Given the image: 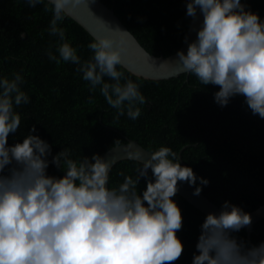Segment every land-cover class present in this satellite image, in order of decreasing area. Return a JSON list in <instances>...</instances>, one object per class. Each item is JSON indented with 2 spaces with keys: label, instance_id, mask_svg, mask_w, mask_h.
<instances>
[{
  "label": "clouds",
  "instance_id": "1",
  "mask_svg": "<svg viewBox=\"0 0 264 264\" xmlns=\"http://www.w3.org/2000/svg\"><path fill=\"white\" fill-rule=\"evenodd\" d=\"M24 2L51 12L47 32L58 43L55 51H46L49 61L76 65L89 91L98 89L115 109L116 119L126 115L136 120L147 100L140 83L119 70L124 65L121 43L131 33L96 17L120 39L94 36L87 45L92 55L82 60L60 25L70 3L88 7L86 0ZM185 15L195 39L187 42L185 36L186 52L176 53L181 72L203 86H218L213 94L218 106L242 96L251 113L264 120V18L241 0H185ZM21 72L0 75V264L177 261L183 252L176 235L182 215L171 198L178 182L194 186L193 195L198 196L209 181L182 166V157L167 146L148 152L142 162L140 151L128 152L127 158L139 164L135 176L120 172L123 181L109 187L110 161L99 154L74 159L67 148L53 155L52 146L32 134L34 126L9 145V135L14 138L21 125L17 109L30 102ZM50 164L62 175H50ZM141 178L145 187L138 190ZM250 224L248 213L224 201L218 213H208L200 224L191 264H264V244L250 247L235 235L249 230Z\"/></svg>",
  "mask_w": 264,
  "mask_h": 264
},
{
  "label": "trees",
  "instance_id": "2",
  "mask_svg": "<svg viewBox=\"0 0 264 264\" xmlns=\"http://www.w3.org/2000/svg\"><path fill=\"white\" fill-rule=\"evenodd\" d=\"M101 1L148 53L169 56L180 48L190 23L185 0ZM241 2L264 18V0ZM50 19L51 12H45L43 5L31 8L24 0H0V75L23 69V90L30 98L17 109L21 125L15 139L9 135V145L22 140L34 126L32 134L47 141L53 155L67 148L74 159L102 156L126 139L149 151L167 146L182 157V166L209 181L201 185V193L217 206L227 200L248 213L264 203V120L251 113L242 96L220 107L213 100L218 86H203L193 75L149 80L121 67L126 78L140 83L147 103L136 120L126 115L116 119L115 109L98 89L89 91L76 65L49 61L46 51H55L58 43L47 32ZM60 26L81 59H89L92 53L87 45L93 38L69 17ZM138 167L135 160L116 163L109 174V187L123 181L118 173L135 176ZM48 173L62 175L51 164ZM144 187L141 178L138 190ZM171 199L181 210L182 227L176 235L183 244L180 258L172 264H191L206 215L177 193ZM235 235L248 244L246 231ZM250 239L255 246L264 244V219L251 226Z\"/></svg>",
  "mask_w": 264,
  "mask_h": 264
},
{
  "label": "water",
  "instance_id": "3",
  "mask_svg": "<svg viewBox=\"0 0 264 264\" xmlns=\"http://www.w3.org/2000/svg\"><path fill=\"white\" fill-rule=\"evenodd\" d=\"M86 2L89 8L84 4L72 6L70 3L67 6L69 12L67 17L77 23L92 38L94 36L110 35L115 41H119L120 39L119 34L107 32L105 27L101 26V22L97 18L106 22L110 27L118 26L120 29L131 33L120 21L114 11L101 0H86ZM185 36L188 38L187 42H191L195 39V32H190L188 26ZM187 42H185L184 39L178 50L186 52ZM121 47L123 49L121 55L124 61L122 67L135 76L149 80H168L179 77L182 74L188 75V73L181 72V65L176 57L178 50L169 56L152 55L140 45L132 33L131 37L126 36L124 38ZM130 151H140L141 155L138 159L141 162L147 159L149 155L148 152H151L142 147L138 142L126 139L124 144L112 147L106 151L102 157L110 161V163L113 164V168L114 165L120 161L132 160L127 158V153ZM193 191L194 186H189L187 182H178L177 194L202 214L207 215L208 213H218L220 211V207L210 201L204 194L200 193L198 196L193 195ZM248 214L251 218V224L250 229L246 231V238L250 247H256L250 239L251 226L261 219H264V203L253 211L248 212Z\"/></svg>",
  "mask_w": 264,
  "mask_h": 264
}]
</instances>
